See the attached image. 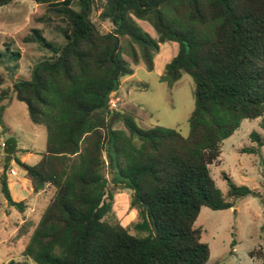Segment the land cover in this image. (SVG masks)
<instances>
[{
    "label": "trees",
    "instance_id": "16d2710c",
    "mask_svg": "<svg viewBox=\"0 0 264 264\" xmlns=\"http://www.w3.org/2000/svg\"><path fill=\"white\" fill-rule=\"evenodd\" d=\"M13 1L0 0V7ZM33 1L46 5L45 19H61L68 27L59 47L32 29L23 40L52 55L35 63L28 79L11 74L12 95L0 91V134L13 136L2 122L13 97L46 133L35 165L20 160L28 151L12 161L32 196L54 189L36 224L25 218L16 231L18 237L29 234L21 255L35 264H207L209 248L194 226L201 208L227 210L251 194L223 175L224 197L209 167L242 120L260 119L264 134V0ZM136 21L146 22L156 39ZM171 42L178 52L160 81L172 85L183 75L193 81L186 137L160 126L141 129L110 110L111 95L133 67L141 63L152 71L159 46ZM4 83L0 73V89ZM119 121L124 130L112 128ZM249 137L256 146L243 153L259 154L264 137ZM9 164H2L0 193L22 214L27 203L11 198ZM124 189L135 212L127 226L113 211L114 196ZM249 257L264 260V250Z\"/></svg>",
    "mask_w": 264,
    "mask_h": 264
},
{
    "label": "rangeland",
    "instance_id": "374dc122",
    "mask_svg": "<svg viewBox=\"0 0 264 264\" xmlns=\"http://www.w3.org/2000/svg\"><path fill=\"white\" fill-rule=\"evenodd\" d=\"M71 7L77 9L74 3ZM47 16L46 5L36 4L33 0H14L11 4L0 7V73L5 74L1 90H11V74L28 79L31 67L52 55L50 50L41 48L35 41L23 40L25 37H32V29H39L41 36L54 47L64 43L63 32L67 29V24L61 19H45ZM96 17L97 14H94L93 19ZM136 23L143 32L156 39L155 32L146 22ZM100 25L105 31L110 30L108 23ZM4 44L9 45L10 51L20 53V59L16 60L9 55ZM177 52V43L161 44L154 56L152 71H147L141 63L133 67V75L129 79H123L119 91L111 95L110 110L130 118L141 129L160 126L186 137L188 118L194 108L193 81L188 75H183L172 85L160 81L165 66ZM2 122L5 130L13 135L9 137L15 138L17 143V152L14 151L12 158L20 156L21 151H28L23 162L29 166L35 165L45 150V129L31 123L26 106L14 97L6 103ZM259 124L260 119L242 120L239 128L222 142L219 161L209 167L210 176L224 197L228 185L223 175L234 185L248 188L251 194L235 201L233 207L227 210L201 208L194 226L201 230V242L209 248L207 264H264V260L249 257L253 250H264V145L259 154L243 153L244 149L256 146L249 137L252 132L264 137ZM112 128L124 130V123L119 121ZM6 134V131L0 134V144L8 138ZM3 160L0 146V172ZM9 163L6 175L9 177L11 198L26 200L27 208L24 213H19L0 193V264H7L10 260L35 264L21 255L29 234L18 237L16 231L25 218L31 219L33 225L36 224L53 197L54 189H47L35 196L31 195L29 189L28 195L23 171L14 161ZM11 170L15 175L10 174ZM129 196L130 191L125 189L118 190L114 196L113 211L122 226L135 220V212L128 208ZM32 229L33 227L30 231Z\"/></svg>",
    "mask_w": 264,
    "mask_h": 264
},
{
    "label": "water",
    "instance_id": "95a60500",
    "mask_svg": "<svg viewBox=\"0 0 264 264\" xmlns=\"http://www.w3.org/2000/svg\"><path fill=\"white\" fill-rule=\"evenodd\" d=\"M16 140L13 137H8L2 144V150L4 155L3 164H8L12 161V155L16 150Z\"/></svg>",
    "mask_w": 264,
    "mask_h": 264
},
{
    "label": "crops",
    "instance_id": "0c3cea01",
    "mask_svg": "<svg viewBox=\"0 0 264 264\" xmlns=\"http://www.w3.org/2000/svg\"><path fill=\"white\" fill-rule=\"evenodd\" d=\"M149 26V25H148ZM126 79H129V78H126ZM0 91H1V89H0ZM118 91H119V89H118ZM117 91V92H118ZM116 92V93H117ZM115 94V93H114ZM28 154V153H27ZM25 158H26V155H24V156H22V157H20V160L23 162L24 160H25ZM24 173V172H23ZM8 180H9V177H8ZM24 182H25V184H26V186H27V190H28V195H30L29 194V191L31 190V188H29L30 187V184H29V182L25 179V177H24ZM8 188H9V192H10V195H11V197H12V194H11V191H10V185H9V181H8ZM30 189V190H29ZM17 201V202H19V201H21V200H17L16 198H13V201ZM22 200H24V199H22Z\"/></svg>",
    "mask_w": 264,
    "mask_h": 264
},
{
    "label": "built area",
    "instance_id": "2783aa9c",
    "mask_svg": "<svg viewBox=\"0 0 264 264\" xmlns=\"http://www.w3.org/2000/svg\"><path fill=\"white\" fill-rule=\"evenodd\" d=\"M110 103H111V100H110ZM0 146H2V144H0ZM10 174L11 175H15V172L13 170L10 171Z\"/></svg>",
    "mask_w": 264,
    "mask_h": 264
}]
</instances>
